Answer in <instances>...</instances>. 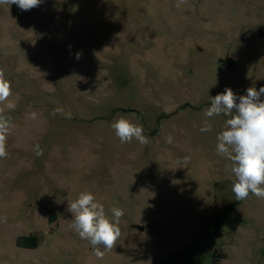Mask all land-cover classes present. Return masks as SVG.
Masks as SVG:
<instances>
[{
    "label": "rangeland",
    "instance_id": "rangeland-1",
    "mask_svg": "<svg viewBox=\"0 0 264 264\" xmlns=\"http://www.w3.org/2000/svg\"><path fill=\"white\" fill-rule=\"evenodd\" d=\"M263 27L264 0L0 5V69L11 82L0 102L10 118L0 264H264V198L235 200L216 149L230 117L204 115L226 87L239 96L264 86ZM121 116L143 125L147 145L120 142L111 124ZM206 119L212 130L201 132ZM82 192L110 220L112 208L124 212L102 259L71 226L68 203ZM30 235L36 248L17 246Z\"/></svg>",
    "mask_w": 264,
    "mask_h": 264
},
{
    "label": "clouds",
    "instance_id": "clouds-1",
    "mask_svg": "<svg viewBox=\"0 0 264 264\" xmlns=\"http://www.w3.org/2000/svg\"><path fill=\"white\" fill-rule=\"evenodd\" d=\"M42 0H0V5H16L22 11L38 7ZM80 53L76 54V59ZM11 95V82L6 79L0 69V102ZM8 108H14L8 104ZM57 108L55 113L62 112ZM206 118L224 115L230 117L225 122V128L217 136V152L229 162L228 169L234 175L232 192L236 201H243L251 193L257 198H264V86L258 90L255 87L246 89L245 95H237L230 87L223 92L210 96V107L204 112ZM10 118L0 117V158H5V137L9 131ZM115 135L121 143H130L134 138L142 145L149 143V137L144 134L142 124H134L121 116L111 124ZM211 125L205 120L201 132L211 131ZM171 144L173 137H166ZM189 157H184L187 164ZM90 192L80 193L78 199L68 203V211L73 214L72 228L81 239L89 241L94 255L102 259L106 250H111L121 235L118 227L120 218L124 215L122 209L112 208V219L106 214L104 206L94 202ZM101 247L105 251L101 250Z\"/></svg>",
    "mask_w": 264,
    "mask_h": 264
},
{
    "label": "trees",
    "instance_id": "trees-1",
    "mask_svg": "<svg viewBox=\"0 0 264 264\" xmlns=\"http://www.w3.org/2000/svg\"><path fill=\"white\" fill-rule=\"evenodd\" d=\"M264 28V27H263ZM226 66L229 70H232L234 67V60L232 59H227L226 60ZM234 205L230 206L227 208L223 213L221 218L216 222V231L219 229V226L223 220L224 217L228 216L231 213V210L233 209ZM18 247H23V248H36L38 245V238L34 235L30 236H23L19 237L17 242H16Z\"/></svg>",
    "mask_w": 264,
    "mask_h": 264
},
{
    "label": "water",
    "instance_id": "water-1",
    "mask_svg": "<svg viewBox=\"0 0 264 264\" xmlns=\"http://www.w3.org/2000/svg\"><path fill=\"white\" fill-rule=\"evenodd\" d=\"M134 228L138 231H143L144 227L143 226H134Z\"/></svg>",
    "mask_w": 264,
    "mask_h": 264
}]
</instances>
